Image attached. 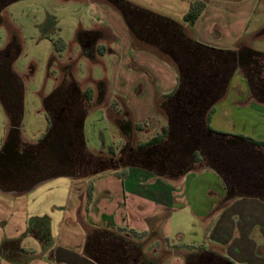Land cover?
Returning a JSON list of instances; mask_svg holds the SVG:
<instances>
[{"label":"rangeland","instance_id":"1","mask_svg":"<svg viewBox=\"0 0 264 264\" xmlns=\"http://www.w3.org/2000/svg\"><path fill=\"white\" fill-rule=\"evenodd\" d=\"M202 1L204 10L193 24L183 21L191 0H16L9 3L1 13L0 49L8 43L18 49L13 66L25 85L24 112L19 127L21 137L34 143L43 132L42 97L62 79L64 66H69L82 89H93L97 84L106 89L105 101L93 102L82 123L84 147L91 154L119 153L127 139L120 131L119 121L138 124L142 130L154 127L156 119L158 123L160 119L163 121L159 102L171 90L170 82L176 75L171 49L179 33L164 34L160 30L162 25L149 16L145 21L132 23L134 31L128 29L120 10L114 6L117 3L130 11L137 9L148 13L154 20L167 18L176 22L181 34L195 43L201 40L214 48H225L243 41L251 49L264 50V0ZM249 1L253 2V7L243 8ZM101 29L107 38L103 43L105 52H96L89 58L81 50L77 36L84 31L100 32ZM59 39L64 41L65 49L56 53L51 41ZM231 79L236 94L242 96L244 91L239 80L246 82L237 74ZM257 113L253 119L257 125L252 126L248 121L244 131L253 136L263 131L258 136L264 137V109ZM226 119L220 116L214 124L228 126L230 119ZM6 126V116L0 110V131ZM136 133L133 131L130 138L133 143L145 139L142 131ZM186 178L194 188H203V192L211 195L223 191L220 175L206 166H194ZM71 183L74 182L59 176L27 191L30 195L11 197L0 193L3 219L0 240L6 238L3 226L8 224L6 217L11 211L21 213L53 207L49 198L53 194L66 193ZM228 188L225 197L231 196Z\"/></svg>","mask_w":264,"mask_h":264},{"label":"flooded vegetation","instance_id":"2","mask_svg":"<svg viewBox=\"0 0 264 264\" xmlns=\"http://www.w3.org/2000/svg\"><path fill=\"white\" fill-rule=\"evenodd\" d=\"M13 1L16 0H0V23L2 10ZM114 6L133 31L131 24L145 21L148 16L157 22L141 10L130 11L118 3ZM101 30L77 36L81 50L89 58L96 52H105L103 43L107 38ZM51 42L56 53L65 49L64 41ZM173 44L171 56L177 70L174 85L159 102L163 121L159 118L160 124L150 139L158 134L163 137L148 145L133 143L130 133L142 129L138 124L119 121L127 139L116 155H93L85 149L83 119L93 102L102 101L106 89L100 84L82 89L69 66L62 67V79L42 97L43 132L34 143L21 137L25 85L13 66L18 49L6 44L0 49V110L7 119V126L0 131V187L23 190L47 177L65 173L85 177L101 169L127 165L168 176L194 166H208L218 172L229 194H246L250 190V194L264 200V147H257L246 136L211 125L216 104L237 71L250 83L251 93L264 101V56L214 48L189 41L184 35H178Z\"/></svg>","mask_w":264,"mask_h":264},{"label":"crops","instance_id":"3","mask_svg":"<svg viewBox=\"0 0 264 264\" xmlns=\"http://www.w3.org/2000/svg\"><path fill=\"white\" fill-rule=\"evenodd\" d=\"M253 5L249 1L243 8H252ZM198 42L211 46L201 40ZM217 48L264 56V50L251 49L243 41L232 47ZM236 74L241 75L239 71ZM243 80L246 84L239 80L244 91L242 96L236 94L232 79L228 82L226 91L216 104L211 125L226 133L264 141V137L258 136L263 131L254 136L244 131L248 121L252 126L257 125L253 119L257 111L264 109L261 106L264 101L258 100L251 93L250 83L245 78ZM170 83L172 87L174 81ZM106 98L105 92L100 103ZM220 116L230 119L228 126L214 124ZM154 122V127L142 130L145 139L140 142L145 143L154 135V128L160 124L158 119ZM123 170L126 174L121 178L117 172ZM190 170L168 176L127 165L118 169H101L85 177L66 173L47 177L23 190L8 191L0 187L3 195L18 197L29 194L27 191L55 177H66L74 182L66 193L53 194L49 198L48 202H53V207L33 208L21 213L14 210L7 215L8 224L3 226L7 235L0 240V264H96L83 252L86 231L94 228L146 232L138 239L127 232H122V235L137 243L143 257L153 264H184L185 257L195 251L190 246L199 245L231 259L235 264H264V201L253 194L233 193L225 197L224 181L222 192L213 195L203 192V188H194L189 178L186 179L190 182L186 181L185 176ZM89 185L91 197L87 200ZM1 216L0 221L3 220Z\"/></svg>","mask_w":264,"mask_h":264},{"label":"trees","instance_id":"4","mask_svg":"<svg viewBox=\"0 0 264 264\" xmlns=\"http://www.w3.org/2000/svg\"><path fill=\"white\" fill-rule=\"evenodd\" d=\"M204 7L205 3L202 0H191L187 11L183 15V21L188 24H193L204 10ZM157 21L162 25L161 31L164 34L173 31L178 32L179 35H183L176 22L167 18H161ZM163 47L160 46L161 49L165 50ZM241 136L244 137L243 135ZM162 137L163 135L158 134L156 137L145 142L144 145L157 142ZM245 138L249 139L257 147H264V141L255 140L250 137ZM125 174V170L117 172V175L121 178H123ZM86 190V198L89 200L91 197V185H89ZM122 232H127L129 236L136 239L146 235V232H137L132 229L123 228H119L117 231L96 228L89 229L85 234L83 247L84 255L96 264H153L143 257L139 245L122 235ZM190 247L195 249V251L189 253L185 257L184 264H235L227 257L207 251L202 245Z\"/></svg>","mask_w":264,"mask_h":264}]
</instances>
